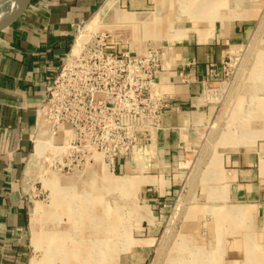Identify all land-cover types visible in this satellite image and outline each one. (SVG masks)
Here are the masks:
<instances>
[{"label": "crops", "instance_id": "0c3cea01", "mask_svg": "<svg viewBox=\"0 0 264 264\" xmlns=\"http://www.w3.org/2000/svg\"><path fill=\"white\" fill-rule=\"evenodd\" d=\"M161 1L32 0L23 16L0 33V264H27L30 220L23 179L33 152L36 110L77 27L111 4L121 23H134L139 15L143 25L158 22L172 16ZM150 6L152 12L147 11ZM221 15L213 25L190 22L183 29L185 38L182 30L176 31L169 35L174 41L165 36L169 43L157 47L167 50L159 90L174 99L161 121L157 154L163 160L180 159V164L189 161L192 168L179 165L173 175L164 171L126 181L137 191L143 188L146 202L164 212L177 199L190 228L205 223L221 243V264H264V99L255 107L259 119L254 129L239 141L199 137L216 112L213 99L204 93L223 78V64L253 39L264 44V6L237 17ZM151 33L170 34L160 27ZM106 46L115 52L129 49L115 42ZM213 69L216 78L211 77ZM56 141L65 144L62 134Z\"/></svg>", "mask_w": 264, "mask_h": 264}, {"label": "rangeland", "instance_id": "374dc122", "mask_svg": "<svg viewBox=\"0 0 264 264\" xmlns=\"http://www.w3.org/2000/svg\"><path fill=\"white\" fill-rule=\"evenodd\" d=\"M161 3L171 17L143 25L140 15L134 23H121L111 13L94 22L99 10L82 26L93 23L91 27L80 35L91 42L104 37L106 44L115 42L144 56L148 48L169 43L167 36L174 41L169 37L173 32L182 30L185 38L183 29L190 28V22L213 25L223 19L222 13L237 17L264 6V0ZM197 5L205 8L197 9ZM153 10V6L147 9ZM158 27L170 34H152ZM263 47L260 41L251 40L233 58L228 77L209 86L216 112L213 123L199 131L202 140L237 142L254 129L253 123L259 119L255 107L264 99ZM161 130L162 126L147 135L138 128L133 142H125L128 131L118 132V157L112 162L103 157L99 162L67 161L56 140L53 146L51 142L43 144L47 151L38 150L31 163L27 162L23 179L30 220L27 264H221V243L209 234L205 223L190 228L177 199L170 201L164 212L146 202L143 188L137 191L125 184L126 180L164 171L173 175L179 165L186 164L187 171L192 168L189 161L180 164V159L175 162L159 157L156 145ZM200 165L204 166L196 167Z\"/></svg>", "mask_w": 264, "mask_h": 264}, {"label": "built area", "instance_id": "2783aa9c", "mask_svg": "<svg viewBox=\"0 0 264 264\" xmlns=\"http://www.w3.org/2000/svg\"><path fill=\"white\" fill-rule=\"evenodd\" d=\"M84 29L77 27L70 50L47 83L36 110L33 152L39 132L45 131L52 145L62 134L65 144L57 148L67 161L99 162L103 157L112 162L118 157V132H129L125 142L136 140L138 128L150 135L161 129L171 109L173 97L157 90L167 50L150 48L144 56H133L107 48L104 37L79 43ZM233 58L223 64V77H228ZM209 93L207 89L204 96Z\"/></svg>", "mask_w": 264, "mask_h": 264}, {"label": "bare ground", "instance_id": "6f19581e", "mask_svg": "<svg viewBox=\"0 0 264 264\" xmlns=\"http://www.w3.org/2000/svg\"><path fill=\"white\" fill-rule=\"evenodd\" d=\"M24 1L25 0H7V1H4L3 3H0V28L3 26L2 25V20L6 17V16H8L10 13H14V12H16V11H18L21 7H22V5H23V3H24ZM195 5V4H194ZM207 5H210V3H207ZM115 6V5H114ZM191 8V7H190ZM205 8V6H202V5H197V9H204ZM111 11H113V4H111V5H108L107 7H106V9L105 10H103L100 14H99V16L97 15L96 16V19L94 20V22L96 21V20H99L100 18L102 19V18H104V16L107 14V13H111ZM190 11V10H189ZM105 13V14H104ZM104 15V16H103ZM135 19V18H137V17H135V16H131L130 17V19ZM100 19V20H101ZM129 19V18H128ZM128 19H126V20H128ZM105 20V19H104ZM120 20V19H119ZM125 20V21H126ZM129 21V20H128ZM131 22V21H130ZM93 24V23H92ZM91 24V25H92ZM91 25H88V26H86L85 27V29H84V31H87L88 29H89V27H91ZM87 40V38H86V35H81V37L78 39V42L80 43V42H85ZM209 96L211 97V99H212V96L210 95V93H209ZM47 142H49L48 141V137H47V133L45 132V131H40L39 132V135H38V137H37V140H36V144H35V148H34V152H33V154L31 155V157H30V159H29V164L31 163V158L32 157H34L35 155H36V152L38 151V150H43V149H45L46 151H47V147H42V145L43 144H45V143H47ZM50 144H52V143H50ZM53 146V145H52ZM55 147V146H54ZM58 149H60V148H58ZM125 184L127 185V186H130L131 184H129L128 182H125Z\"/></svg>", "mask_w": 264, "mask_h": 264}, {"label": "water", "instance_id": "95a60500", "mask_svg": "<svg viewBox=\"0 0 264 264\" xmlns=\"http://www.w3.org/2000/svg\"><path fill=\"white\" fill-rule=\"evenodd\" d=\"M4 1H7V0H0V3H3ZM31 1L32 0H25L22 7L18 11L14 13H10L8 16H6L2 20L3 26L0 28V33L8 29L14 22H16L19 18L23 16L27 8L29 7Z\"/></svg>", "mask_w": 264, "mask_h": 264}]
</instances>
